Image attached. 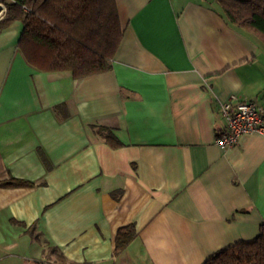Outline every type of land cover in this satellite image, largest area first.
<instances>
[{"label":"crops","instance_id":"1","mask_svg":"<svg viewBox=\"0 0 264 264\" xmlns=\"http://www.w3.org/2000/svg\"><path fill=\"white\" fill-rule=\"evenodd\" d=\"M113 1L110 69L82 79L0 22V182L31 184L0 187V264H203L264 226V136L215 145L220 104L264 108V48L215 0Z\"/></svg>","mask_w":264,"mask_h":264},{"label":"trees","instance_id":"2","mask_svg":"<svg viewBox=\"0 0 264 264\" xmlns=\"http://www.w3.org/2000/svg\"><path fill=\"white\" fill-rule=\"evenodd\" d=\"M227 21L254 36L264 48V0H215ZM0 22L19 20L17 49L27 65L44 73L69 72L73 79L105 73L122 30L113 0H0ZM31 184L11 179L0 187ZM132 227L115 236V252L133 239ZM203 264H264V226L257 237L214 253Z\"/></svg>","mask_w":264,"mask_h":264},{"label":"built area","instance_id":"3","mask_svg":"<svg viewBox=\"0 0 264 264\" xmlns=\"http://www.w3.org/2000/svg\"><path fill=\"white\" fill-rule=\"evenodd\" d=\"M5 10V6L3 7ZM224 126L216 131L215 145L221 150L234 148L247 134L264 136V108L252 101L230 97L220 104Z\"/></svg>","mask_w":264,"mask_h":264},{"label":"rangeland","instance_id":"4","mask_svg":"<svg viewBox=\"0 0 264 264\" xmlns=\"http://www.w3.org/2000/svg\"><path fill=\"white\" fill-rule=\"evenodd\" d=\"M3 7H4V5L0 3V19L3 18L4 15H5V13H6V8H5V10H4ZM262 40H263V42H264V39H262ZM53 257H55V255L52 256V259H53Z\"/></svg>","mask_w":264,"mask_h":264}]
</instances>
